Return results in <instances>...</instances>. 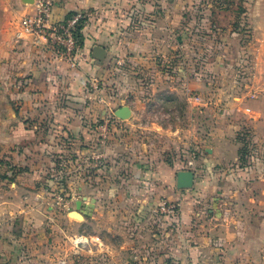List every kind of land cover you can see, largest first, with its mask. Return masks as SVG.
<instances>
[{"label":"crops","instance_id":"0c3cea01","mask_svg":"<svg viewBox=\"0 0 264 264\" xmlns=\"http://www.w3.org/2000/svg\"><path fill=\"white\" fill-rule=\"evenodd\" d=\"M221 1L52 0L53 22L89 12L71 68L33 36L16 35L39 0H0L17 106L0 125V149L11 153L0 164L12 174L0 187V264H264V61L245 59L260 53L264 33L254 47L236 26L250 14L258 36L260 6L244 15L238 5L228 20ZM133 72L155 93L183 85L190 116L207 121L179 169L194 172L191 187L149 169L147 152L123 150L112 136L138 115L115 114L136 96ZM60 196L68 200L61 210L52 206ZM166 199L180 204L177 216L155 215ZM78 234L90 242L76 245Z\"/></svg>","mask_w":264,"mask_h":264},{"label":"rangeland","instance_id":"374dc122","mask_svg":"<svg viewBox=\"0 0 264 264\" xmlns=\"http://www.w3.org/2000/svg\"><path fill=\"white\" fill-rule=\"evenodd\" d=\"M226 1V4L224 1H221L220 6L221 10L225 12V16L229 17L230 15V17H232L228 20L237 19L238 5L240 6V9H245V11L244 9L240 11L244 15H246L248 7H252L251 4L253 5L258 1V6L260 7L258 8L257 14H255V17L261 20L260 22H257L255 24L257 29L256 34H258V36H254V26H251V23L249 21H246L250 14H247L248 16L246 15L243 18L238 17V23L236 22V26L240 27V30L242 29L244 31L243 32L241 30L243 35L242 41L244 43H250V45H253L254 47L262 46L263 42L261 41L263 40L262 35L264 31L262 30L263 24L261 22L264 18V0H249L250 3L248 2V0ZM214 12L216 13L218 11L215 10ZM220 14L222 13L220 12ZM4 44L5 43L3 42V39L0 35V125L3 122V119H5V114L8 111L17 109V106L12 99V93L15 89L14 87L16 86H13L10 81V78L13 76V72L15 69V67L13 66L15 61L13 60L11 54L4 51V47L6 46ZM208 55L209 58H214L216 53H210ZM245 55V59L250 58L253 61V64L256 66L258 60L260 62L264 61V45L263 48H261L260 53H258L257 51L253 52L251 50L249 52H245ZM135 70L137 69H133V71ZM241 72L237 74L243 75ZM141 75L142 73L140 72H133L129 79H127L133 84L135 91V94L133 95L136 96H134V99L122 101L124 103H128L126 105H130L129 107L131 108V110L132 108H135L138 115L135 117V121L133 122V124H125L124 127L126 129L124 128L123 131L115 132V134H113L112 136H114L118 141H120V139L122 140V145L120 147L123 150L124 148L131 146L133 148V151L135 150L136 152H139L140 150H143L144 152H147L149 169L162 172L164 173V175L170 172L174 176V173H177L180 168L189 165L188 163H186L187 157L189 155H193L194 151H196V148L193 146V142H195L193 141L194 137L192 136L193 130H196L198 132L200 130V126H202L203 124H207V121L202 123V121H200V117L195 120L192 119L189 111H187L188 102L183 94V85L178 86L177 89L173 91L170 89H162L158 93H155V90L153 88L145 89V81L148 78H145V76ZM244 76H246L245 71ZM150 79L156 78L154 75H150ZM212 80H214V78ZM223 81L222 78L217 80V82L214 83L215 87H219V89H221V82ZM215 91L218 92L219 90L215 89L214 92ZM211 92H213V90ZM149 93H152L153 95L151 96L149 95ZM130 94L132 95V93ZM207 96H210V93L207 94ZM124 97L125 96L123 95V98ZM147 97L151 99L146 101ZM142 98H145V100H142ZM216 105L218 106L219 103H217ZM214 119L215 118H211L208 123H212ZM151 122H154L156 124L152 125L150 124ZM140 124H147L149 126H152V128H144L143 125ZM157 124H159L160 127ZM124 142L127 144L125 145ZM4 156H11L9 149H0V160L4 158ZM8 171L9 166L0 164V187L5 186L2 185V183L7 182L6 179L9 180L12 178V174L8 173ZM162 201L171 202L167 201V199ZM66 203H68V200H66V198H63L62 202H59V198H56V202L53 201L52 206H55L57 207V209L61 210V206L66 205ZM73 206L74 205L72 203L71 207ZM56 214L57 213L55 212L54 215ZM161 216L164 215H160L159 217ZM119 221L120 224H123V222H121V219H119ZM152 222L153 220H151V223ZM160 235L164 236L162 232H160ZM115 238L116 240H119L120 238H122V235L118 234L115 236Z\"/></svg>","mask_w":264,"mask_h":264},{"label":"built area","instance_id":"2783aa9c","mask_svg":"<svg viewBox=\"0 0 264 264\" xmlns=\"http://www.w3.org/2000/svg\"><path fill=\"white\" fill-rule=\"evenodd\" d=\"M52 0H39L37 12L32 15L23 16L19 23L18 38L33 36L36 42L52 52L54 58L59 62L66 63L71 68H76L79 64L81 45L77 37L79 26L85 25L89 12L81 9L67 15L62 21L53 22L51 20ZM254 96V94L252 95ZM191 100L196 104H201L207 100L200 95H192ZM63 197H59L62 202ZM179 203L161 202L154 213L157 216L164 215L173 217L178 215ZM76 245L87 244L90 242L88 236L78 234L73 236Z\"/></svg>","mask_w":264,"mask_h":264},{"label":"water","instance_id":"95a60500","mask_svg":"<svg viewBox=\"0 0 264 264\" xmlns=\"http://www.w3.org/2000/svg\"><path fill=\"white\" fill-rule=\"evenodd\" d=\"M27 2H32L33 0H25ZM98 48H96V51ZM103 53V52H102ZM102 55V54H101ZM115 114L122 119L128 118L131 115V108L128 105H124L119 107ZM194 181V172L191 170H179L177 172V186L179 188H188L193 185ZM81 208V201H78L77 203V210ZM72 215L78 218H82L81 214L78 211H73Z\"/></svg>","mask_w":264,"mask_h":264},{"label":"trees","instance_id":"16d2710c","mask_svg":"<svg viewBox=\"0 0 264 264\" xmlns=\"http://www.w3.org/2000/svg\"><path fill=\"white\" fill-rule=\"evenodd\" d=\"M244 8H241L240 10H243ZM244 11H245V9H244ZM82 28V25L81 26H79V29H81ZM77 37H78V39H79V44L82 46V44H83V39H82V35H81V31L80 30H78L77 31Z\"/></svg>","mask_w":264,"mask_h":264}]
</instances>
